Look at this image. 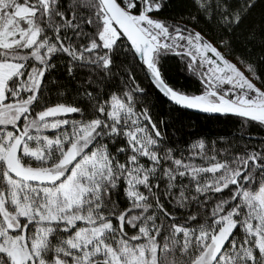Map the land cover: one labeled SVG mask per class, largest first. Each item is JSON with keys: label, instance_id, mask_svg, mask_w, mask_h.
I'll list each match as a JSON object with an SVG mask.
<instances>
[{"label": "snow or ice", "instance_id": "6c2138e0", "mask_svg": "<svg viewBox=\"0 0 264 264\" xmlns=\"http://www.w3.org/2000/svg\"><path fill=\"white\" fill-rule=\"evenodd\" d=\"M0 264H264V0H0Z\"/></svg>", "mask_w": 264, "mask_h": 264}, {"label": "trees", "instance_id": "16d2710c", "mask_svg": "<svg viewBox=\"0 0 264 264\" xmlns=\"http://www.w3.org/2000/svg\"><path fill=\"white\" fill-rule=\"evenodd\" d=\"M201 123L207 127H218L219 126L214 121L201 120Z\"/></svg>", "mask_w": 264, "mask_h": 264}]
</instances>
